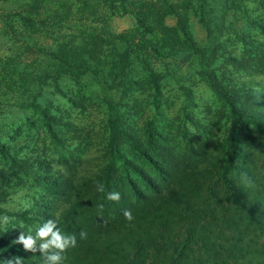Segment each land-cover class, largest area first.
I'll use <instances>...</instances> for the list:
<instances>
[{
    "label": "rangeland",
    "instance_id": "1",
    "mask_svg": "<svg viewBox=\"0 0 264 264\" xmlns=\"http://www.w3.org/2000/svg\"><path fill=\"white\" fill-rule=\"evenodd\" d=\"M261 1L0 0V239L34 235L40 218L56 217L77 245L81 231H92L83 213L62 220L68 205L60 195L75 177L98 169L114 124L115 156L134 170L107 191L120 194L115 206L102 195L99 209L88 208L103 221L142 205L153 183L161 188L176 172L227 165L233 130L237 162L257 174L264 193V136L235 122L215 88L249 118L264 109L263 94L255 90L250 99L240 83L250 75L264 87ZM75 54L90 60L76 83L68 64ZM101 57L110 78L104 87L96 79L104 77ZM230 177L254 184L239 170ZM1 255L5 264L16 257L44 264L24 249Z\"/></svg>",
    "mask_w": 264,
    "mask_h": 264
},
{
    "label": "trees",
    "instance_id": "2",
    "mask_svg": "<svg viewBox=\"0 0 264 264\" xmlns=\"http://www.w3.org/2000/svg\"><path fill=\"white\" fill-rule=\"evenodd\" d=\"M259 4H264V0ZM84 44L94 51V43ZM89 57L93 59L91 54ZM103 58L106 60L107 57ZM103 58L98 60L103 63L99 72L104 77L98 75L96 79L98 85L104 87L109 84L110 78L104 69ZM127 59H123L125 66ZM68 64L72 72L69 77L75 83L90 68L89 58H80L77 54L71 57ZM91 75L95 76L93 69ZM255 82L250 75L248 81H240L248 98L251 99L259 91L263 94L264 106V87H258ZM215 88L228 103L235 122L244 127L254 125L264 136V109L259 111L256 119L249 118L239 111L236 102L220 86L215 85ZM117 128L115 124L110 125L112 133L108 139L104 137V160L98 169L90 176H77L63 186V190L68 189V192L60 196L68 206L62 208V220L68 219L69 214L80 212L86 216L88 223L94 224L92 231L80 239L63 264H264L263 185L259 184L257 174L248 167L242 170L238 164L241 157L234 130L227 139V165L202 163L170 175L171 178L161 188L153 183L154 194L142 205L129 210L131 219L121 215L103 221L97 212L89 211L88 208L98 207L102 195L106 197L111 187L123 184V178L131 175V168L134 170L128 159L115 156L120 145L117 143ZM132 148L135 153L139 152L134 144ZM238 170L254 184L245 182L241 186L234 182L230 176ZM99 186L103 191L98 190ZM107 202L115 206L114 201ZM52 219L59 227L58 219ZM40 222L44 221L40 218ZM11 249L22 251L24 248L13 240L0 239V256ZM29 253L44 261L39 252Z\"/></svg>",
    "mask_w": 264,
    "mask_h": 264
},
{
    "label": "clouds",
    "instance_id": "3",
    "mask_svg": "<svg viewBox=\"0 0 264 264\" xmlns=\"http://www.w3.org/2000/svg\"><path fill=\"white\" fill-rule=\"evenodd\" d=\"M98 190L103 191V188L100 187ZM106 198L112 201H119L120 194L118 192H109ZM124 216L127 219H131V212L125 210ZM85 237L86 233L81 231L80 238L84 239ZM16 242L22 244L25 251L39 252L44 258V264H63L65 257L62 254L77 246L76 236L62 232L54 219L44 221L35 229L34 235L22 233ZM0 264H5V261H0ZM6 264H23V259L16 257L12 260H7Z\"/></svg>",
    "mask_w": 264,
    "mask_h": 264
}]
</instances>
